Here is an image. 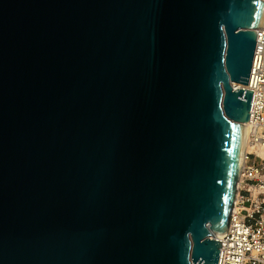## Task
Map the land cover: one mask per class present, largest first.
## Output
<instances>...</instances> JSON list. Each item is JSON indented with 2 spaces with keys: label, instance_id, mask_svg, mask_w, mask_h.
Returning <instances> with one entry per match:
<instances>
[{
  "label": "water",
  "instance_id": "95a60500",
  "mask_svg": "<svg viewBox=\"0 0 264 264\" xmlns=\"http://www.w3.org/2000/svg\"><path fill=\"white\" fill-rule=\"evenodd\" d=\"M263 25L264 0H0V264H218Z\"/></svg>",
  "mask_w": 264,
  "mask_h": 264
},
{
  "label": "built area",
  "instance_id": "2783aa9c",
  "mask_svg": "<svg viewBox=\"0 0 264 264\" xmlns=\"http://www.w3.org/2000/svg\"><path fill=\"white\" fill-rule=\"evenodd\" d=\"M260 29L256 30L255 52L245 87L252 91L249 150L245 152L230 224L220 239L218 264H264V25Z\"/></svg>",
  "mask_w": 264,
  "mask_h": 264
},
{
  "label": "bare ground",
  "instance_id": "6f19581e",
  "mask_svg": "<svg viewBox=\"0 0 264 264\" xmlns=\"http://www.w3.org/2000/svg\"><path fill=\"white\" fill-rule=\"evenodd\" d=\"M261 30V29H260ZM263 59H264V55H263ZM252 84H253V82H252ZM235 87H242L241 85H239V84H233ZM249 87V86H248ZM245 126H246V139H245V152H247L248 150H249V145H248V143H247V137H248V132H249V130H250V127H251V123H246L245 124ZM222 238V236H218L217 237V239L220 241V239Z\"/></svg>",
  "mask_w": 264,
  "mask_h": 264
},
{
  "label": "rangeland",
  "instance_id": "374dc122",
  "mask_svg": "<svg viewBox=\"0 0 264 264\" xmlns=\"http://www.w3.org/2000/svg\"><path fill=\"white\" fill-rule=\"evenodd\" d=\"M262 135L264 136V132L262 133ZM249 145V144H248Z\"/></svg>",
  "mask_w": 264,
  "mask_h": 264
}]
</instances>
